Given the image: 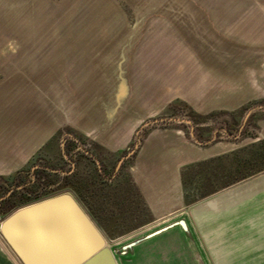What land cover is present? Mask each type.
I'll use <instances>...</instances> for the list:
<instances>
[{"label":"rangeland","instance_id":"374dc122","mask_svg":"<svg viewBox=\"0 0 264 264\" xmlns=\"http://www.w3.org/2000/svg\"><path fill=\"white\" fill-rule=\"evenodd\" d=\"M168 119L200 142L264 141V0H0V223L69 193L117 264H264V171L151 239L171 220L124 232L95 199L150 131L192 139Z\"/></svg>","mask_w":264,"mask_h":264},{"label":"crops","instance_id":"0c3cea01","mask_svg":"<svg viewBox=\"0 0 264 264\" xmlns=\"http://www.w3.org/2000/svg\"><path fill=\"white\" fill-rule=\"evenodd\" d=\"M209 107L195 104L193 112L204 114ZM198 142L189 139L177 127L150 131L129 164L123 165L118 175L106 180L112 191L107 192L105 198L100 192L95 199L99 204L107 202L108 214L117 219L114 221L116 226L129 227L124 232L166 220L171 223L147 234L145 239L175 227L186 231L187 222L181 218L186 213L207 202L222 199L259 174L242 167L246 155L251 157L256 151L257 141L240 147L227 142ZM244 175L247 176L245 179ZM229 177L232 178L228 180ZM228 189L232 190L225 193ZM0 264H18L1 242Z\"/></svg>","mask_w":264,"mask_h":264},{"label":"water","instance_id":"95a60500","mask_svg":"<svg viewBox=\"0 0 264 264\" xmlns=\"http://www.w3.org/2000/svg\"><path fill=\"white\" fill-rule=\"evenodd\" d=\"M123 90L121 87L118 98L123 96ZM251 112L249 110L244 116L240 130ZM162 121L148 122L145 126ZM167 121L188 125L191 128V138L198 142L192 133L193 125L189 120ZM137 147L136 144L131 152L119 160L115 172ZM89 156L100 169L99 161ZM4 198L6 197L0 200ZM180 224L184 226L183 222ZM0 236L20 264H117L103 234L69 193L16 210L0 223Z\"/></svg>","mask_w":264,"mask_h":264},{"label":"trees","instance_id":"16d2710c","mask_svg":"<svg viewBox=\"0 0 264 264\" xmlns=\"http://www.w3.org/2000/svg\"><path fill=\"white\" fill-rule=\"evenodd\" d=\"M256 151H253L251 157L249 154L243 159L242 167L244 170L253 168L252 173H260L264 171V141L256 144ZM254 165V166H253ZM247 176H243L245 179Z\"/></svg>","mask_w":264,"mask_h":264},{"label":"flooded vegetation","instance_id":"af4514ba","mask_svg":"<svg viewBox=\"0 0 264 264\" xmlns=\"http://www.w3.org/2000/svg\"><path fill=\"white\" fill-rule=\"evenodd\" d=\"M80 150L83 151L81 148H80ZM83 152H84V151H83ZM86 152H87V151H86ZM84 153H85V152H84ZM87 153H88V155H87L86 153H85V155L87 156V158L90 159L91 157H90L89 155H91V154H89V152H87ZM91 156H92V155H91ZM91 160H92V158H91ZM92 161H93V160H92ZM68 162L70 163V166H71L72 170H75L74 168H75L76 164H75V163H72V162H71V159H69ZM93 162H94V161H93ZM71 163L73 164V166H72ZM71 172H72V171H71Z\"/></svg>","mask_w":264,"mask_h":264}]
</instances>
